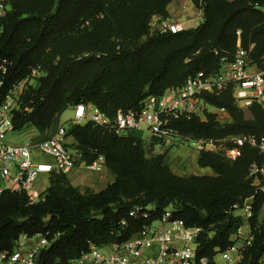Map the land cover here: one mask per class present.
Instances as JSON below:
<instances>
[{
	"label": "trees",
	"instance_id": "16d2710c",
	"mask_svg": "<svg viewBox=\"0 0 264 264\" xmlns=\"http://www.w3.org/2000/svg\"><path fill=\"white\" fill-rule=\"evenodd\" d=\"M170 1L14 0L0 21V60L7 63L6 74L0 71L1 93L33 68L44 73L24 94L14 131L45 136L57 115L79 104L93 105L109 118L120 110L138 111L150 96L180 88L200 72H219L223 62L234 59L238 45L264 71V0H191L203 13L198 27L150 34L152 17H166ZM203 100L225 109L230 120L222 123L216 114L180 118L172 126L184 140L264 139L260 104L248 107L246 119L230 90ZM67 138L86 164L104 157L113 182L98 193L82 192L66 174L54 173L44 201L34 205L24 194L3 192L0 253L12 252L21 235L42 234L52 244L37 264H69L91 245L129 240L172 209L173 219L202 229L197 257L213 264L243 224L234 207L249 200L253 239L237 264H264V152L258 147L244 144L235 160L200 152L198 166L214 176L184 178L170 170L163 155L148 158L145 143L130 134L70 125ZM233 147L230 143L227 150ZM134 210L147 218L130 216Z\"/></svg>",
	"mask_w": 264,
	"mask_h": 264
},
{
	"label": "built area",
	"instance_id": "2783aa9c",
	"mask_svg": "<svg viewBox=\"0 0 264 264\" xmlns=\"http://www.w3.org/2000/svg\"><path fill=\"white\" fill-rule=\"evenodd\" d=\"M14 0H0V21L11 10ZM154 20L150 31L154 33L178 34L185 30L182 24L166 21L154 30ZM2 28L0 27V36ZM153 34V33H151ZM239 36L240 33L238 32ZM6 61L0 60V71L6 74ZM251 62L245 50L238 49L231 62H223L219 72L206 74L200 72L186 80L180 88H170L161 96L146 98L138 111H118L113 118L107 117L93 105L79 104L72 107L71 125L96 127L114 131L117 135L130 134L134 131L146 133L155 146L168 145L173 142H185L172 124L180 118L199 117L202 120L207 114H225V109H216L203 100V96H220L230 90L239 107L248 108L253 103L264 109V76L262 73H250ZM44 76L39 68H33L22 80L15 83L2 95L4 87L0 81V195L9 191L24 194L31 205L44 201L46 191L37 189V182L46 177L48 183L54 173L68 174L71 171L85 169L100 173L106 168L104 157H98L93 163L86 164L72 144L67 143V130L61 125L50 136L37 140L30 139L20 145H12L7 136L14 131L13 120L22 112L24 94L34 87ZM24 111L28 112V109ZM152 143V142H151ZM200 152L218 153V144L212 140H189ZM233 148L227 150L226 157L235 160L239 156V147L249 144L264 152V139L252 136L233 137L230 139ZM48 159V160H46ZM257 172V170H255ZM234 215L241 217L243 224L231 237L233 245L225 252L219 253L213 264H237L242 258L243 250L253 239L248 221L252 217L249 200L242 207H234ZM130 216L147 218L134 210ZM202 233L200 228H188L181 221L173 219L172 209H167L160 219L144 226L129 240L105 247L91 245L88 252L69 264H211L207 258H198L197 239ZM52 244L45 235H21L12 252L0 253V264H37L40 254Z\"/></svg>",
	"mask_w": 264,
	"mask_h": 264
},
{
	"label": "rangeland",
	"instance_id": "374dc122",
	"mask_svg": "<svg viewBox=\"0 0 264 264\" xmlns=\"http://www.w3.org/2000/svg\"><path fill=\"white\" fill-rule=\"evenodd\" d=\"M228 1L233 2L234 0ZM166 11V17L158 15L152 17L151 21L154 20L155 23L154 30L157 31V29L162 26V23L166 21L180 23L183 25L185 30L196 28L203 22L202 11L197 9L193 5L191 0H171L166 7ZM149 32L150 34L154 33L152 31ZM249 72L262 73L264 76V71L260 70L255 64L250 65ZM240 109L244 112V116L246 119L251 118L248 108L240 107ZM72 115V110L67 109L60 114L58 120L61 124H64L65 127L68 128L71 125L70 120ZM216 116L217 119L222 123L229 122L230 120L228 114H216ZM35 136L36 134L31 133L30 130L24 132H11L7 136V141L12 145H20L22 143L30 141V139L34 138ZM148 137L150 136H148L147 134L142 136V138L138 137L145 143L147 157L150 158L153 156L163 155L165 157L166 164L175 175L184 178H188L191 176H214L211 170L203 169L198 166L197 162L200 151L192 146L189 141H178L168 145L159 144L157 146L151 147L152 141H149L150 139H148ZM66 141L68 145L71 144L69 140ZM229 141V139H226L217 143L218 153H223L226 156L225 152L227 151V146L230 144ZM66 175L69 178L70 183L82 192L90 191L96 193L97 191L103 189L110 182H112V180H114V177L108 172L106 168H104V170L100 173H92L85 169H79L71 171ZM36 185L37 189L40 191H46L49 187V183L46 177L41 178ZM2 186H4V183L0 179V187ZM217 262L221 264L219 258H217Z\"/></svg>",
	"mask_w": 264,
	"mask_h": 264
},
{
	"label": "crops",
	"instance_id": "0c3cea01",
	"mask_svg": "<svg viewBox=\"0 0 264 264\" xmlns=\"http://www.w3.org/2000/svg\"><path fill=\"white\" fill-rule=\"evenodd\" d=\"M69 109H71V108H69ZM62 113H63V112H62ZM59 116H60V114L56 116V118H55V120H54V123H53V126H52L51 130H50L45 136H40L37 132H33V131H31V133H35V134H36L35 137H37V140H42V139H44V138H46V137L52 135V134L57 130L58 127H60L61 125H64V124H61V123L59 122V120H58ZM64 126H65V125H64ZM130 135L133 136V137H135V138H138V137H141V138H142V136L146 135V133L139 132V131H134V132H131ZM148 136H149V135H148ZM138 139H140V138H138ZM148 139H150L149 141H151V138H150V137H148ZM67 140H69V141L71 142V144H73V140H72V138H67ZM149 141H148V143H149ZM68 174H69V173H68ZM112 182H113V180H112ZM112 182H110L109 184H111ZM109 184H108V185H109ZM106 187H107V185H106L103 189L97 191L96 193H98V192L104 190ZM217 258H219V257H217ZM217 258H216V260H217Z\"/></svg>",
	"mask_w": 264,
	"mask_h": 264
}]
</instances>
